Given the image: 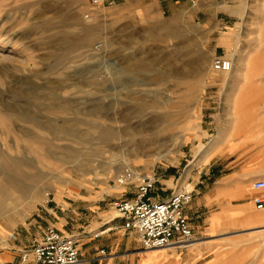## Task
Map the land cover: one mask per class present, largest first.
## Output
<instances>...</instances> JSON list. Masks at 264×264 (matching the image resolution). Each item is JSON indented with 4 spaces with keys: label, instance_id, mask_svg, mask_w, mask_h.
Masks as SVG:
<instances>
[{
    "label": "rangeland",
    "instance_id": "obj_1",
    "mask_svg": "<svg viewBox=\"0 0 264 264\" xmlns=\"http://www.w3.org/2000/svg\"><path fill=\"white\" fill-rule=\"evenodd\" d=\"M193 1L175 16L144 21L133 3L118 0L97 9L89 0H0V170L21 159L25 175H44L21 178L42 189L41 203L23 222L0 219V254L55 226L81 191L119 225L112 204L126 188L116 179L130 167L156 175V197L195 190L187 214L197 245L145 251L135 232L116 230L97 264H264V209L252 202L253 183L264 181V75L255 76L264 74V0H239L230 5L239 6L234 15L220 13L216 0H203L201 15L202 0ZM215 58L230 60L232 71H213ZM142 125L159 133L152 157L138 153L127 131ZM102 128L116 141L98 140ZM158 153L165 159L155 161ZM232 176L251 203L229 214L224 229L203 230L204 187ZM26 201L15 193L5 199L19 213ZM247 215L256 221H243Z\"/></svg>",
    "mask_w": 264,
    "mask_h": 264
},
{
    "label": "built area",
    "instance_id": "obj_2",
    "mask_svg": "<svg viewBox=\"0 0 264 264\" xmlns=\"http://www.w3.org/2000/svg\"><path fill=\"white\" fill-rule=\"evenodd\" d=\"M93 9L103 8L108 0H89ZM212 69L219 73H230L232 62L225 58H215ZM158 179L156 175H143L133 168H126L117 177L120 187H135L134 198L125 196L116 199L112 206L118 218L123 220L127 232H135L142 250H165L177 246L186 249L196 241L195 229L187 214L193 202L195 190L190 186L177 188L170 196L159 199L155 196ZM256 195L252 202L259 209H264V181L253 183ZM46 204L53 202L52 194L47 193ZM106 257L105 250L88 263H97ZM20 264H86L82 258L79 236L67 235L55 226L45 229L42 239H34L32 247L23 252Z\"/></svg>",
    "mask_w": 264,
    "mask_h": 264
},
{
    "label": "crops",
    "instance_id": "obj_3",
    "mask_svg": "<svg viewBox=\"0 0 264 264\" xmlns=\"http://www.w3.org/2000/svg\"><path fill=\"white\" fill-rule=\"evenodd\" d=\"M122 2L121 4L133 3L134 11L139 18L144 21H148L152 16H175L177 13L184 11L188 8L191 3H194L193 0H118ZM198 1V0H196ZM239 0H216L221 7L217 10L220 13H227L229 15H234L237 13L239 6H234L230 8V5ZM226 6V7H225ZM208 9L203 8V0L201 1V6L199 8V13L203 15ZM211 20H214V17H211ZM223 43H228V41H222ZM204 184V182H203ZM130 189L132 187H129ZM123 195L126 198L127 196L132 195V191L127 190ZM203 192V230H222L225 228V224L229 223L228 216L232 217V214L244 212L247 205L251 201L246 197L245 194H240L238 190V179L235 176L230 178H224L219 181V185L215 187L214 190L209 189V186L204 187ZM122 193V192H120ZM135 194V193H134ZM93 196L89 192H80V195L77 197V200L71 204L72 210L70 214H66L63 217H54L52 223H55V226L64 234L79 236L81 241V251L82 258L86 264H97V263H88L92 258L97 255H100V252L104 250V247L109 248L110 245L106 244L108 239H111V234L113 231H120L125 233L126 230L123 228V220L119 222V225H110L112 222L105 220V216L101 209L98 206H95L97 202L92 200ZM161 198L159 195L157 196ZM239 202V203H237ZM98 208V209H97ZM213 208L215 211L213 213ZM97 209V210H96ZM95 213V216L90 221V217L93 216L92 212ZM189 212V210H188ZM48 213H51V211ZM246 222H255V216L247 215V219H243ZM66 224L72 225V227L66 226ZM88 224V225H87ZM193 224V223H192ZM108 227L107 229H104ZM195 228L196 225L193 224ZM84 228V230H80ZM97 231L101 234H95ZM45 230H39V236H33L31 233L30 238H27V241L20 246L15 245L11 248L10 253L0 254V264H19V257L22 256L23 252L26 249L32 247L34 239H42ZM134 235V233H132ZM109 241V240H108ZM109 243V242H107ZM112 243H115L112 242ZM123 240L120 239L118 245L122 244ZM87 246V247H85ZM84 247L86 248L84 250ZM105 260L101 261L104 262ZM115 260L109 264H113ZM116 263V262H115ZM130 264H134V260Z\"/></svg>",
    "mask_w": 264,
    "mask_h": 264
},
{
    "label": "bare ground",
    "instance_id": "obj_4",
    "mask_svg": "<svg viewBox=\"0 0 264 264\" xmlns=\"http://www.w3.org/2000/svg\"><path fill=\"white\" fill-rule=\"evenodd\" d=\"M232 68H233V66H232ZM263 75L264 74L257 73L255 76L261 77ZM248 77L249 76H246V82L248 81L247 83L249 84V86H254L256 84V82L254 83L256 78L252 79L254 77V75L251 78L250 77L248 78ZM154 122H155V120H154ZM156 127H157V125H156ZM127 131L130 134L135 133V134H133V135H136L134 140L137 141V143H139L138 147L136 149L138 151V153L147 154L149 152V155H148L149 157L154 156V155H151V153H152L151 150H152V147L156 143L160 142V139L158 136L159 133L157 134L152 128L144 127L143 125L140 126V128L137 129L136 132H134L135 130H132L130 128ZM131 132H133V133H131ZM96 137L98 140H100L103 143H111V142L116 141V133L112 129H109V128L99 129V131L96 134ZM137 137H139V139ZM136 138L138 140H136ZM129 144H131V143H129ZM204 155L207 158L210 154H209V152H206ZM165 157H166L165 154L161 155L158 153L157 158L156 159L154 158V159H155V161H161L162 159H165ZM121 164L122 163H120L119 165H121ZM24 165H25V162L23 160L15 159L11 162L8 171L0 170V174L7 176V179H8L7 185L0 186V219H2L3 217H7V220L5 221L6 223H8L9 221H13V222L17 221L16 223L25 221L26 217L33 210L36 209L38 204L41 203L40 197H41V190L42 189L40 187L33 188L32 186H24L21 182V178L26 176L27 179L31 182H33V181H40L41 182L44 179V175L41 173H33L31 171L27 175H25V173L23 171ZM29 169L31 170L32 168L29 167ZM82 173L86 176V173H88V172H87V170H84ZM90 173L91 172H89L88 174H90ZM91 174H93V173H91ZM56 180H55V182H57V184H58L59 181H56ZM12 193L17 194L18 197H25V200H27L25 202V204H23V206H22V210H21L22 212L21 213L11 210V208H9L8 205L5 203V199L12 196ZM47 193H46V195H47ZM45 200L47 201V197H45ZM14 220H16V221H14ZM195 245H197V243H192L190 245H187L185 248H187L189 246H195ZM174 247H177V246H174Z\"/></svg>",
    "mask_w": 264,
    "mask_h": 264
}]
</instances>
